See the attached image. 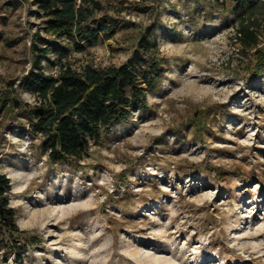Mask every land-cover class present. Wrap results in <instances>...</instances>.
<instances>
[{
    "label": "rangeland",
    "instance_id": "rangeland-1",
    "mask_svg": "<svg viewBox=\"0 0 264 264\" xmlns=\"http://www.w3.org/2000/svg\"><path fill=\"white\" fill-rule=\"evenodd\" d=\"M101 1L113 35L66 59L121 64L151 27L163 73L147 108L82 160L49 158L30 129L32 92L13 91L27 103L15 110L0 104V173L24 230L21 258L0 246V264H264V72L238 37L250 22L264 47V4ZM36 8L0 0V96L32 66Z\"/></svg>",
    "mask_w": 264,
    "mask_h": 264
},
{
    "label": "trees",
    "instance_id": "trees-1",
    "mask_svg": "<svg viewBox=\"0 0 264 264\" xmlns=\"http://www.w3.org/2000/svg\"><path fill=\"white\" fill-rule=\"evenodd\" d=\"M239 11L264 0H230ZM36 15L41 19L32 35L33 62L17 86L10 82L11 91L0 96V104L11 109L26 102L20 100L17 87L34 94L31 105L30 129L41 136V145L55 162L82 160L94 144L117 125L128 121L135 111L145 110L148 94L162 75L159 59L152 50L157 42L148 27L132 56L121 64L98 66L93 63L77 68L66 57L72 50L82 51L100 38L113 35L115 19L99 13L105 8L101 0H36ZM238 37L246 47L255 48L254 74L264 72V47H259L258 34L250 22L238 26ZM58 56V69L47 72L42 64L49 53ZM27 104V103H26ZM11 181L0 173V230L8 239L0 238V246L11 247L18 253L24 245L16 209L10 205L8 192Z\"/></svg>",
    "mask_w": 264,
    "mask_h": 264
}]
</instances>
